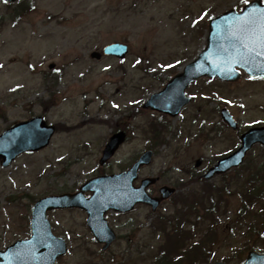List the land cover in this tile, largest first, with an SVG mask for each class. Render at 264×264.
Segmentation results:
<instances>
[{
	"label": "rangeland",
	"instance_id": "1",
	"mask_svg": "<svg viewBox=\"0 0 264 264\" xmlns=\"http://www.w3.org/2000/svg\"><path fill=\"white\" fill-rule=\"evenodd\" d=\"M247 2L0 0V133L33 116L56 128L47 148L19 156L9 167L0 165V249L29 236L36 200L75 192L87 179L125 170L152 149L151 164L140 177L162 176L158 185L176 188L174 196L155 213L138 207L128 216L107 214L117 239L103 253L82 211L48 212L53 234L68 247L56 264H159L162 259L173 264L177 258L166 251L172 227L191 237L185 251L214 236L198 263L241 264L250 251L264 253V193L259 199L245 197L264 178V147L254 146L240 168L201 179L238 146L241 133L264 126V80L244 74L229 84L200 79L186 90L193 99L174 119L141 108L202 49L207 20ZM117 42L128 46L125 60L89 57ZM222 108L236 121V130L220 121ZM118 130L128 139L101 167V150ZM221 187L225 193L213 215L205 217L203 206L191 212L184 204L191 192L205 197V189ZM173 214L179 220L170 222Z\"/></svg>",
	"mask_w": 264,
	"mask_h": 264
},
{
	"label": "water",
	"instance_id": "2",
	"mask_svg": "<svg viewBox=\"0 0 264 264\" xmlns=\"http://www.w3.org/2000/svg\"><path fill=\"white\" fill-rule=\"evenodd\" d=\"M14 1L16 0H7V2ZM260 2L261 0H254L244 6L239 14L230 10L210 20L205 48L184 67L181 74L174 76L161 92L151 95L143 108L174 117L180 108L189 102V99L184 96V90L190 83L199 77H216L223 81L236 82L239 79V73L235 71V67L242 68L251 78L264 77V55H259L260 48L256 46V41L264 36V22L256 20H264V6ZM247 19H252L254 23L248 25L247 30L242 32L241 25ZM246 42L256 46L257 51L252 54L245 53L242 46ZM126 53L127 47L121 44H111L102 50L103 55L120 59L124 58ZM90 57L98 59L100 54L92 53ZM220 117L230 127L236 128L226 109L221 110ZM53 132L54 129L46 126L40 118L17 124L7 130L0 135L2 166L7 167L23 152L44 148ZM123 140V133L111 137L103 151L100 164L114 154ZM239 141V148L217 161L205 174V179L238 166L253 144L264 145V128L248 130L240 136ZM151 155V151L143 153L125 173L100 176L85 182L78 193L38 200L31 208L30 238L16 241L4 252H0V264H54L56 259L65 253V242L52 235L50 224L45 216L47 211L54 209L84 210L90 233L98 244H103L101 250L105 251L115 239L114 232L108 227L104 218L107 211L128 212L135 204L143 203L149 205L154 212L162 201L175 192L173 188L163 186L158 190V197H149L145 193V188L155 184L157 180L151 178L142 181L139 188L132 187L137 171L150 163ZM85 192L91 193L89 198L84 197ZM242 264H264V254L249 252Z\"/></svg>",
	"mask_w": 264,
	"mask_h": 264
},
{
	"label": "trees",
	"instance_id": "3",
	"mask_svg": "<svg viewBox=\"0 0 264 264\" xmlns=\"http://www.w3.org/2000/svg\"><path fill=\"white\" fill-rule=\"evenodd\" d=\"M256 175H259L258 173ZM251 181H256L255 177H250V179L247 181V183H249L250 185H253V183ZM255 183V182H254ZM261 193H264V178L262 180L261 183H259V185H256L255 188L248 190L247 193L245 194V197H251L252 199H259L261 197ZM244 195V194H243ZM195 199V202H194ZM194 199H192L191 201V205L195 204L196 206L200 205V206H206V207H211V205H209V203H211L209 201V199H205L204 196H199V197H194ZM263 215L262 213L259 214L258 216ZM205 217L210 216V213H205L204 214ZM257 216V214L253 215ZM165 231V230H164ZM206 234L204 235V238L207 237V233L208 231L205 232ZM172 234V233H171ZM182 234V235H181ZM186 233L184 234L180 232H173L172 235V241L168 242V248L167 250L170 252V256L177 258V262L181 263L183 262L182 260L185 259L186 262H196V261H201L204 260V257H202V250L203 248H205V246H210L212 240H214V236L212 235L210 238L207 237L206 240L202 239L200 241H197L196 244L190 246L189 250H182V246H184L185 244L182 243V240H184ZM186 240H190V238L186 237ZM170 240V239H169ZM202 247V249H201ZM184 251V252H181ZM166 261H164L162 259V261H160L159 264H165ZM177 262H174L173 264H176ZM177 263V264H179Z\"/></svg>",
	"mask_w": 264,
	"mask_h": 264
},
{
	"label": "snow or ice",
	"instance_id": "4",
	"mask_svg": "<svg viewBox=\"0 0 264 264\" xmlns=\"http://www.w3.org/2000/svg\"><path fill=\"white\" fill-rule=\"evenodd\" d=\"M7 2V0H6ZM245 2H247V0H245ZM254 21L252 19H247L246 22L244 24L241 25L240 30L246 31L247 30V26L253 24ZM256 46H258L260 48V52L259 55H264V36H262L260 39H258L256 41ZM256 46H252L251 42H246L243 44V49L245 51V53L247 54H252L255 53L257 51V47Z\"/></svg>",
	"mask_w": 264,
	"mask_h": 264
},
{
	"label": "flooded vegetation",
	"instance_id": "5",
	"mask_svg": "<svg viewBox=\"0 0 264 264\" xmlns=\"http://www.w3.org/2000/svg\"><path fill=\"white\" fill-rule=\"evenodd\" d=\"M161 178H162V176H160V177L158 176V181H157V182H160V179H161ZM148 191H149V194L152 195V189H149ZM137 208H138V207H137ZM137 208H136V209H137ZM136 209H135V210H136ZM135 210H134V211H135ZM134 211H133V212H134ZM133 212H132V213H133ZM128 215H130V213H129V214H125V216H128Z\"/></svg>",
	"mask_w": 264,
	"mask_h": 264
}]
</instances>
